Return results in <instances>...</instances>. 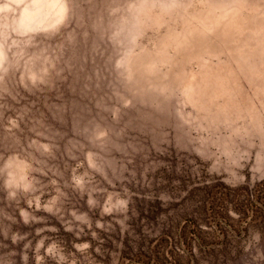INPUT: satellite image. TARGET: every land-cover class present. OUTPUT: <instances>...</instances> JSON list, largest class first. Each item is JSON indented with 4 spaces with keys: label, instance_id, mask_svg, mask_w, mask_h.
<instances>
[{
    "label": "rangeland",
    "instance_id": "rangeland-1",
    "mask_svg": "<svg viewBox=\"0 0 264 264\" xmlns=\"http://www.w3.org/2000/svg\"><path fill=\"white\" fill-rule=\"evenodd\" d=\"M0 264H264V0H0Z\"/></svg>",
    "mask_w": 264,
    "mask_h": 264
}]
</instances>
